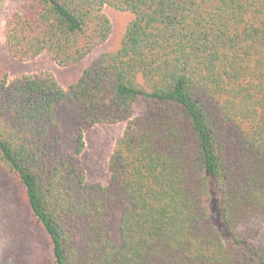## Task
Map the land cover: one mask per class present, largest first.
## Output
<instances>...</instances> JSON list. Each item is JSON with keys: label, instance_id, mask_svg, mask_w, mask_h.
<instances>
[{"label": "trees", "instance_id": "obj_1", "mask_svg": "<svg viewBox=\"0 0 264 264\" xmlns=\"http://www.w3.org/2000/svg\"><path fill=\"white\" fill-rule=\"evenodd\" d=\"M25 1L8 52L62 67L109 39L106 5L133 14L66 86L0 72V167L55 263L264 264V0ZM123 121L109 182L88 181L85 127Z\"/></svg>", "mask_w": 264, "mask_h": 264}, {"label": "rangeland", "instance_id": "obj_2", "mask_svg": "<svg viewBox=\"0 0 264 264\" xmlns=\"http://www.w3.org/2000/svg\"><path fill=\"white\" fill-rule=\"evenodd\" d=\"M25 0H0V72L7 71L10 77L40 71L51 72L66 86L76 78L84 65L99 53L117 49L121 36L133 14L106 5L104 11L110 17L113 31L106 43L97 47L85 62L72 67H62L47 54L21 62L10 55L5 46V25L8 16L15 10L25 7ZM144 110L142 103L135 105L133 116ZM127 121L101 123L86 126L84 129L85 147L80 155V163L90 182L107 184L110 179L109 160L117 139L124 132ZM211 220L224 235L225 228L220 214L218 194L213 193ZM114 229L116 222L111 221ZM255 240L264 244V228ZM0 264H56L52 246L44 233L32 220L26 204L25 194L17 180L0 167Z\"/></svg>", "mask_w": 264, "mask_h": 264}]
</instances>
